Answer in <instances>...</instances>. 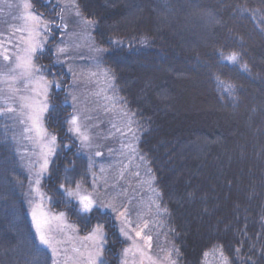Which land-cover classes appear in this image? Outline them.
I'll return each mask as SVG.
<instances>
[{"label":"trees","instance_id":"1","mask_svg":"<svg viewBox=\"0 0 264 264\" xmlns=\"http://www.w3.org/2000/svg\"><path fill=\"white\" fill-rule=\"evenodd\" d=\"M120 1L128 8L118 6ZM30 3L36 15L51 21V39L36 58L44 74L61 86L58 92L51 87L52 105L44 120L63 148L50 177L55 188L46 186L45 192L61 209L73 208L69 220L79 227L90 228L97 219L113 227L109 215L93 211L86 220L64 199L70 172L77 171V179L84 163L67 132L70 78L51 50L59 40L61 9L44 0ZM76 4L92 23L103 64L139 128L138 149L153 176L179 264H201L212 250H219L228 264H264V0ZM233 55L235 61L229 59ZM187 82L196 84L192 91L201 108L217 110L208 116L210 123L225 114L246 121V131L243 124L233 134L244 140L225 135L232 134V125L221 129L222 135L187 131L179 120L189 102L175 97ZM27 190L9 122L0 116V264H54L37 243ZM107 240L104 257L116 264L123 244L114 229Z\"/></svg>","mask_w":264,"mask_h":264},{"label":"rangeland","instance_id":"2","mask_svg":"<svg viewBox=\"0 0 264 264\" xmlns=\"http://www.w3.org/2000/svg\"><path fill=\"white\" fill-rule=\"evenodd\" d=\"M44 2L61 9L59 40L51 50L56 64L63 67L70 78L66 94V103L71 108L67 132L78 145L77 155L84 163V169L77 179V171L73 169L70 172L71 178L67 179L69 187H62L64 199L86 220L91 212L98 211L101 215H109L114 226L109 227L108 222L97 219L90 228L79 227L69 220L73 208L61 209L60 202L45 192L46 186L49 191L55 188L50 177L54 174L53 164L60 157L59 151L63 149L44 123L52 105L51 87L54 86L58 92L61 86L56 79L49 78V73L44 74L36 58L37 52L43 51L46 42L51 39L47 34L51 21L35 14L30 0H0V52L6 50L10 57L9 61H4L0 55V73L9 72L16 54L23 56L30 42L36 45V52L32 55V78L27 84L19 79L12 84V87L19 89L12 99L5 100V97L12 95L9 88L11 81H0V111H4L6 103L16 109L13 113L4 111L1 117L9 122L14 149L28 179L26 202L38 245L50 252L55 264H88L89 256L96 264H112L104 258V250L109 233L114 229L123 244L116 254V264H179L177 249L164 226L165 213L160 207L153 176L138 149L139 128L124 105L112 74L103 64L104 51L94 39L92 23L81 15L76 0ZM101 4L103 2L100 1ZM119 5L128 8L122 1ZM174 78L177 80V77ZM186 84L178 89L175 97L182 104L186 98L189 102L187 110L180 112L179 120L186 125L187 131L200 130L208 134L216 131L222 135L219 131L232 125V134L225 135L244 140V135L233 134L243 124L246 131V121L241 124V119L225 114L210 123L208 116L217 110L211 106L201 108L197 94L193 92L196 84ZM21 96L30 98L38 107L47 105L41 114L39 133L35 129L25 131L31 128V121L20 114ZM186 117H191V121L184 120ZM73 118L77 120V125L70 122ZM21 119L25 122L21 123ZM77 127L78 132L75 130ZM52 137H55V144L51 143ZM49 149L52 151L49 152ZM239 151L236 154L238 158L241 157ZM45 159L48 161L47 171H42ZM69 190L79 195L70 197L67 195ZM84 195L94 202L91 212L81 210L79 199ZM33 210L38 214L43 213L48 221L47 231L58 251L55 257L50 248L39 242ZM98 225L102 226V232H98ZM101 235L103 240L100 239ZM148 237H151L150 241ZM201 264H228V261L219 250H212L205 255Z\"/></svg>","mask_w":264,"mask_h":264},{"label":"snow or ice","instance_id":"3","mask_svg":"<svg viewBox=\"0 0 264 264\" xmlns=\"http://www.w3.org/2000/svg\"><path fill=\"white\" fill-rule=\"evenodd\" d=\"M27 6L28 5H25V7ZM29 18H32V17L30 16ZM60 51H63V49H61ZM35 52H36V45L35 43L30 42L27 48L25 49V54L23 56H21L19 53L16 54L14 58L13 66L9 69V72L0 73V81L4 83H8L9 80L11 81V84H9V88L11 90L12 95L5 97V100L12 99L15 93L19 91V89L12 87V84H15L18 79L24 82L25 84H27L31 80L32 74L34 71L33 65H32V55ZM0 55L3 56L4 61L10 60V57L7 54L6 50L3 52H0ZM229 59L232 61H235L236 56L233 55L229 57ZM19 99L22 101L20 105L21 116H26L27 119L31 121V128H27L25 129V131H31L35 129L37 133H39L41 131L40 129L41 114L46 110L47 105L38 107L28 97L21 96L19 97ZM4 111L8 113H13L16 111V109L11 104L6 103ZM4 111H0V116L4 115ZM20 122L24 123L25 121L21 119ZM70 122L73 125H77V120L75 118H73ZM75 130L78 132L79 128L77 127ZM85 139L87 138L85 137ZM51 143L55 144V137H52ZM51 151L52 149H49V152ZM47 165H48V161L47 159H45L44 164L42 165V171H47ZM36 184L37 185L39 184V178H37ZM77 188H79V185H77ZM67 195L72 197L75 195H79V193L78 192L74 193L73 191L69 190L67 191ZM79 203L81 205V210L85 213L91 212L94 206L93 200L87 195L80 196ZM32 217H33V222H34V226H35V230H36L39 242L42 245H45L48 248H50L52 250L54 257L57 256L58 251L54 247L53 238L48 234L47 227H46L48 221L46 218H44V214L43 213L38 214L36 210H33ZM97 228H98V232H102V226L98 225ZM137 235L139 236L140 233L137 232ZM100 239L103 240L102 235L100 236ZM148 240L150 241L151 237H148ZM54 264H55V261H54ZM88 264H96V261L91 256H89ZM101 264H103V262H101Z\"/></svg>","mask_w":264,"mask_h":264},{"label":"bare ground","instance_id":"4","mask_svg":"<svg viewBox=\"0 0 264 264\" xmlns=\"http://www.w3.org/2000/svg\"><path fill=\"white\" fill-rule=\"evenodd\" d=\"M68 75V74H67ZM107 242H108V240H107ZM105 258V257H104Z\"/></svg>","mask_w":264,"mask_h":264}]
</instances>
